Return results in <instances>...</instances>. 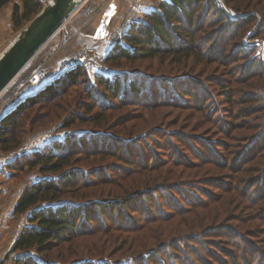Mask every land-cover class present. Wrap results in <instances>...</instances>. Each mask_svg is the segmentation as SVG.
Returning a JSON list of instances; mask_svg holds the SVG:
<instances>
[{"label": "trees", "instance_id": "obj_1", "mask_svg": "<svg viewBox=\"0 0 264 264\" xmlns=\"http://www.w3.org/2000/svg\"><path fill=\"white\" fill-rule=\"evenodd\" d=\"M10 1L0 0V8ZM19 1L11 15L15 30L44 5ZM257 38L264 40V0H157L105 58L118 66L169 63L179 73L136 67L93 79L79 63L18 100L0 118L2 153L17 149L46 118L66 116L68 128L122 129L112 131L116 140L107 139L113 146L103 137L88 141L70 134L5 163L11 174L38 169L59 176L21 190L14 211L31 212L7 257L19 252L14 264H47L54 250L99 234L98 242H117L116 252L132 256L128 264H264V63L255 55L256 43H246ZM204 80L217 90L208 91ZM74 86L79 91L71 111L67 95ZM127 98L143 112L114 118L111 112L124 108ZM126 121L147 126L149 135L131 140L135 134L126 135ZM87 143L98 153L135 147L146 153L140 161L121 163L122 180L134 178L116 195L35 208L92 187L93 181L78 185L77 169L67 171L74 153L91 151Z\"/></svg>", "mask_w": 264, "mask_h": 264}, {"label": "rangeland", "instance_id": "obj_2", "mask_svg": "<svg viewBox=\"0 0 264 264\" xmlns=\"http://www.w3.org/2000/svg\"><path fill=\"white\" fill-rule=\"evenodd\" d=\"M83 0L81 4L84 2ZM44 5L49 2V0H43ZM14 0H11L9 3L4 5L0 8V54L8 47V45L15 39L18 33L29 23H25L20 29L15 30L12 26L11 20V9H13ZM80 4V5H81ZM43 5V6H44ZM79 5V6H80ZM78 6V7H79ZM133 8H131L128 13L122 18V22L119 28L111 31L108 38V43L110 44V49L117 43L122 42V34L126 32L129 25L137 18L133 16ZM68 38V34L65 35ZM251 42L256 43V51L255 55L264 63V40L257 38L254 40H247L246 43L249 44ZM250 48V47H248ZM87 50L86 54L83 55L80 63L86 66L90 76L94 79L96 74L101 73L106 77H111L114 74H122L124 72H129L134 68H140L145 73L157 74V75H166V76H174L176 75L178 70L173 68V66L169 63L162 64L158 61H143L139 64L129 65V64H122L120 66L113 65L106 61L107 54L111 51L110 49L104 54L100 53L97 54L95 48L89 47L84 48ZM77 54V53H76ZM76 54L69 55L65 59L72 57ZM70 69L65 67V70ZM64 70V71H65ZM63 71V72H64ZM62 72V73H63ZM61 73V74H62ZM60 74V75H61ZM161 77L162 79L167 77ZM54 79V78H53ZM51 81V80H50ZM17 79L14 80L9 84L7 89H5L0 94V118L15 104L16 99L18 98V93L13 90L16 88ZM204 85L208 89V91H216L217 87L214 85L213 82H209L204 80ZM158 87H160V82L157 83ZM17 86L20 87V84ZM12 88V89H11ZM11 89V91H10ZM10 91V92H8ZM79 91L78 87H72L69 91V95H67L68 103H72V108H74L73 104L75 103L76 99L74 100V94ZM7 92L9 95H7ZM4 95H7L4 97ZM4 97V98H3ZM131 98H127L123 105L124 108H117L111 112L116 118L119 114L124 112H129V115H140L142 110V106H138L136 103L130 102ZM219 98L216 100V104ZM117 101V102H116ZM175 101V100H174ZM116 103H119L118 100H115ZM130 102V103H128ZM11 103V104H10ZM10 105V106H9ZM171 109V107H170ZM173 109V108H172ZM163 111V110H162ZM54 114L57 113L56 111L53 112ZM149 113V112H148ZM175 115L174 109L171 111V115L169 117H173ZM167 116V114L162 115ZM66 116H63L61 119L51 120L46 118L43 123H38L37 128L34 131L28 132L24 138L22 144L15 150L2 153L0 152V205L4 207V211H7V215L4 219L2 213H0V264H14L15 257L19 254V252L11 253L9 257H7V248L10 245V242L15 240L18 236L20 231L28 224V215L31 211H27L24 213H15L14 206L7 210V207L12 203L14 195L20 194L21 190L24 186L29 185L41 178H58V175H50V174H42L38 169L27 171L25 173L20 174H11L10 171L6 168L5 163L12 160L15 157H20L25 153H29L33 150L42 149L46 144L53 143L55 141L63 142L66 137L70 134H76L77 136L83 139L86 137L88 141L94 139V141H98L99 137H103L101 142L107 143L109 146H113L112 141L116 140V137L113 136V132L118 133L122 126H115L111 130H101L99 131H92L90 130L91 125H75L73 127H64L63 120ZM115 119L109 121L107 124L108 126L112 123ZM121 122V121H120ZM124 122V121H123ZM137 122V121H136ZM135 121H126L123 128L126 131V135L135 134L132 139H137L139 137H145L149 135V131L147 126L137 124L135 126ZM106 129V128H104ZM93 135V138L88 136ZM105 138V139H104ZM134 143L131 142V145ZM120 146V145H119ZM150 146V145H148ZM87 149H90L88 153L84 152L82 149V156L77 157L80 155L79 153H74V159L72 165L67 168L69 169L74 168L79 171V178H78V185L83 184L85 181H93L89 182L92 183V187H87L81 191H77V196H70L69 194H65L60 200L58 201H43L35 205V208L45 207L47 205H54L57 203H72L78 204L87 202L91 197H99L102 195H106L107 193L115 194L120 189L124 188V183H131L132 177H124L122 180V175L119 174L121 171L125 172V170L118 169L121 163L126 164L125 161L139 159L140 161L142 157V151L146 153V150L135 147L137 151L131 150L127 152L122 149H114L111 148L110 152L108 153H98L96 150V146L91 143H87ZM99 147V146H98ZM100 147H103L102 145ZM89 155V156H88ZM87 156V158H86ZM131 167L132 165H127ZM119 170V171H118ZM82 175V176H81ZM85 193V196H84ZM116 195V194H115ZM105 197V196H102ZM84 199V200H83ZM5 213V212H4ZM5 221V224H4ZM8 235V242L5 241L6 238L5 232ZM96 237V238H94ZM94 237H84L81 238L77 245H74L72 248H69L68 245L62 247L61 249L54 250L51 253V259L49 262L44 261L47 264H128L130 263L132 256L128 252H116V248L118 247V243H110L104 244L103 241L98 242L100 236L99 234ZM5 239V240H4ZM5 241V242H4ZM97 243V250L95 252H91V250L95 248H91V246H95ZM94 251V250H93ZM125 251V250H124ZM35 256L36 252L32 250ZM137 254V253H136ZM135 254V255H136Z\"/></svg>", "mask_w": 264, "mask_h": 264}, {"label": "crops", "instance_id": "obj_3", "mask_svg": "<svg viewBox=\"0 0 264 264\" xmlns=\"http://www.w3.org/2000/svg\"><path fill=\"white\" fill-rule=\"evenodd\" d=\"M156 1L157 0H85L15 77L14 80L17 79L18 82L16 83V88L13 90L18 94L20 93L15 103L33 94L48 81L59 76L65 70V59L67 56L78 54L81 49L89 47L95 48L97 54H105L110 49V44L108 43L109 33L120 27L122 18H124L128 11L133 8L132 12L134 18L140 17L146 11L152 9ZM15 2L20 1L14 0V3ZM12 10L13 9H11L10 15H12ZM67 34L68 38L66 44L60 45V39ZM42 65L45 68V75L39 83H26L30 74ZM21 82L25 83V85L22 84L20 87L17 86L21 84ZM7 87L5 89H7ZM8 92L7 95H9ZM7 95H4V97ZM17 199L18 195H14L12 203L7 207L8 211L10 208H13ZM0 213H2L4 219H6L5 216L7 215V211H4L2 205H0ZM4 238H6V240H4L8 242V235L6 232ZM14 241L15 240L10 242V245L6 249L7 252L13 246Z\"/></svg>", "mask_w": 264, "mask_h": 264}, {"label": "water", "instance_id": "obj_4", "mask_svg": "<svg viewBox=\"0 0 264 264\" xmlns=\"http://www.w3.org/2000/svg\"><path fill=\"white\" fill-rule=\"evenodd\" d=\"M82 1L51 0L18 33L0 54V94L63 26Z\"/></svg>", "mask_w": 264, "mask_h": 264}, {"label": "built area", "instance_id": "obj_5", "mask_svg": "<svg viewBox=\"0 0 264 264\" xmlns=\"http://www.w3.org/2000/svg\"><path fill=\"white\" fill-rule=\"evenodd\" d=\"M49 1H51V0H49ZM66 42H67V37H66V36H64V37H62V38L60 39V45H65ZM86 52H87L86 49H81V50L79 51L78 54H76V55H74V56H72V57H69V58L66 60V67L71 68V67H73V66H76V65L79 64L80 62H82L81 59H82L83 55L86 54ZM44 75H45V68H44V66L42 65V66L38 67L37 69H35V70L30 74V76L28 77L26 83L30 82V83L37 84V83H39V81L44 77ZM22 84L25 85V83L21 82L20 86H21Z\"/></svg>", "mask_w": 264, "mask_h": 264}]
</instances>
